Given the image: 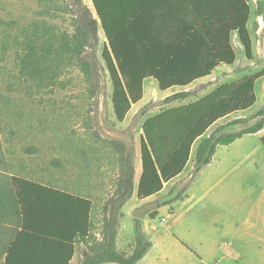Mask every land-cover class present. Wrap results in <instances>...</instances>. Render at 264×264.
<instances>
[{
    "label": "trees",
    "instance_id": "obj_1",
    "mask_svg": "<svg viewBox=\"0 0 264 264\" xmlns=\"http://www.w3.org/2000/svg\"><path fill=\"white\" fill-rule=\"evenodd\" d=\"M62 1L63 10L73 14V29L71 33H61L57 45L51 31L43 38L44 43L35 44L43 35L40 31L43 25L40 28L33 22L18 28L27 50L25 66L36 79L58 60L62 64L74 60L92 100L84 130L95 142L110 149L114 172L98 219L92 214L95 207L90 198L14 176V241L7 249L5 264H71L75 255L76 264H136L152 246L139 220L134 219L132 250L123 252L116 245L122 208L134 191L137 148L132 131L136 117L123 131H117L114 123L107 126L123 138L102 134L92 110L93 105H98V97L105 95L104 78L108 76L112 87L113 117L117 124H122L131 105L142 99L145 79H154L161 91L184 89L208 77L219 64L232 65L236 58L230 42L233 32L237 33L246 58L251 59L252 42L247 28L250 8L247 0H91L94 15L81 0ZM98 24L107 44L102 52L104 66L95 55ZM14 25V21L6 24ZM51 55L48 64L46 60ZM262 77L264 71L147 119L139 139L141 174L137 199L145 201L156 196L166 183L178 177L196 145L190 179L172 187L159 200V207L182 200L190 183L211 163L219 146L262 130L264 105L249 118L218 123L255 104L254 86ZM190 95L194 92L182 90L165 101L182 100ZM147 112V107L142 108L137 118H143ZM213 126L212 132L204 137ZM236 126L240 128L235 130ZM260 142L264 146V137ZM51 164L54 168L61 167L56 161ZM159 207L149 214L150 219L158 216Z\"/></svg>",
    "mask_w": 264,
    "mask_h": 264
},
{
    "label": "rangeland",
    "instance_id": "obj_2",
    "mask_svg": "<svg viewBox=\"0 0 264 264\" xmlns=\"http://www.w3.org/2000/svg\"><path fill=\"white\" fill-rule=\"evenodd\" d=\"M81 1L95 15L91 0ZM221 1L225 2V0ZM248 3L250 6L248 30L252 41L251 59L246 58L238 36L233 34L232 47L236 53V62L233 66L221 68L207 82L185 88L184 91L194 92V95L182 100L166 102L165 99L177 93L178 90H172L163 95L157 87L156 92H153L149 98L146 94L143 106L138 104L132 108L133 114L128 116L123 124H117L113 117L112 87L106 76L104 78L105 95L98 97L96 100L98 105H93L92 110L102 134L123 138L116 132L109 131L107 126L114 123L117 131H123L136 117V126L132 132L138 148L142 134L141 127L147 117L197 101L203 98L207 91L214 92L225 82H238L243 79L242 77L263 72L264 0H248ZM63 8L62 0H0V153L6 158L8 173L12 169L14 176L19 179L91 198L95 205L96 217L94 218L98 219L103 196L108 194L109 179L114 172V155L101 142H95L84 130V122L89 118L86 114L87 109L92 101L88 97V85L83 80L74 60L70 63L66 61L64 64L58 60L53 66L49 65L50 67L44 70L45 74L41 72L36 76L38 78L34 79L30 68L25 66L27 50L24 46L25 40L20 35L21 30L18 29L33 22L40 28L43 25L40 30L43 35L35 41V44L44 43L46 34L49 36L51 31L56 37L54 43L57 45L60 34L71 33L73 29V14ZM95 18L97 19L96 16ZM13 21L14 26H6ZM44 37H46L45 40ZM97 37L95 55L104 66L102 52L107 44L99 24ZM37 55H39L38 52ZM52 55L46 60L47 63L53 58ZM39 69H41L40 66ZM222 75L225 79L221 83ZM47 76L52 78L48 79ZM262 79L259 80L257 88L263 96L264 77ZM210 84H213L212 87ZM203 86L206 88L197 92ZM205 90L207 91L204 93ZM144 107L148 108V112L143 118H137L139 111ZM214 128L215 126L210 128L207 134ZM239 128V126L234 127L235 130ZM51 161L59 162L61 167L54 168ZM162 198L164 196L150 201ZM141 205L143 204H138L136 201L129 202V206L134 207L129 216L121 221L119 247L123 251L133 248L134 218L131 213ZM152 211L147 213L143 220H139L140 223L145 219L152 220L149 217ZM165 213L166 211L162 210L161 215ZM159 219L160 217H156L152 223L158 227L161 226ZM72 264H76V260Z\"/></svg>",
    "mask_w": 264,
    "mask_h": 264
},
{
    "label": "crops",
    "instance_id": "obj_3",
    "mask_svg": "<svg viewBox=\"0 0 264 264\" xmlns=\"http://www.w3.org/2000/svg\"><path fill=\"white\" fill-rule=\"evenodd\" d=\"M233 34L237 35V33L231 34V45ZM235 62L236 58L232 65L219 64L208 77L195 81L191 85L211 80L218 70L225 66L231 67ZM249 76L252 75L242 78ZM262 78L260 79L263 80ZM224 79L222 75L220 82H224ZM260 79L254 86L255 104L247 111L231 114L219 121V124L246 118L264 105V94L262 96V92L257 88ZM226 83L230 82H225L223 85ZM212 85L210 84V87ZM157 87L154 79H145L142 99L131 105L125 119L133 114L134 106L138 104L143 106L146 94L149 98L153 92H156ZM184 89L160 90V93L164 95L172 90ZM212 92L207 91L203 97ZM151 117H147L145 121ZM206 134L204 137L210 133ZM263 137L264 128L257 133L244 135L229 145L219 146L211 163L203 168L190 183L184 198L157 209L161 226L154 225L152 223L154 220L145 219L142 222L143 231L152 246L136 264H264V146L260 142ZM195 147L196 145L193 146L188 164L178 177L166 183L156 196L139 201L137 186L141 174V163L138 144L135 155L134 191L131 199L122 208L123 218L129 216L134 207L129 206V202L136 201L138 204H143L151 199L165 196L172 187L187 182L193 171ZM0 167L2 168L0 169V264H5L7 249L14 241L15 214L12 182L14 174L10 168L8 173L6 158L1 153ZM91 203L95 207L93 200ZM162 210L166 213L161 215ZM92 214L93 216L95 214L94 208ZM119 235L120 231L116 245L118 250L123 251L119 247ZM74 260L76 255L71 264Z\"/></svg>",
    "mask_w": 264,
    "mask_h": 264
},
{
    "label": "water",
    "instance_id": "obj_4",
    "mask_svg": "<svg viewBox=\"0 0 264 264\" xmlns=\"http://www.w3.org/2000/svg\"><path fill=\"white\" fill-rule=\"evenodd\" d=\"M159 205H160L159 200H153V201L145 202V203H143V205L135 208L132 211L131 216L134 219L143 220L147 213H149L153 209H156L157 207H159Z\"/></svg>",
    "mask_w": 264,
    "mask_h": 264
}]
</instances>
